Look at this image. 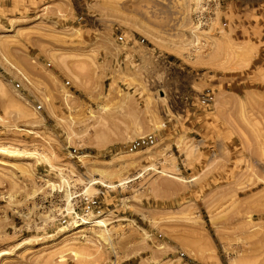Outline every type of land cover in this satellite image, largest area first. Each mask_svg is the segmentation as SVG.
Wrapping results in <instances>:
<instances>
[{
    "label": "rangeland",
    "instance_id": "374dc122",
    "mask_svg": "<svg viewBox=\"0 0 264 264\" xmlns=\"http://www.w3.org/2000/svg\"><path fill=\"white\" fill-rule=\"evenodd\" d=\"M0 150V264H264V0H0Z\"/></svg>",
    "mask_w": 264,
    "mask_h": 264
},
{
    "label": "bare ground",
    "instance_id": "6f19581e",
    "mask_svg": "<svg viewBox=\"0 0 264 264\" xmlns=\"http://www.w3.org/2000/svg\"><path fill=\"white\" fill-rule=\"evenodd\" d=\"M2 151H5L4 149H1ZM0 150V151H1ZM87 189V188H86ZM90 189V188H89ZM89 189H87L86 191L88 192L89 191ZM85 191V192H86ZM65 197H66V200H67V203H68V205H67V207L70 205V200H71V197H72V194L70 193V192H68V191H66V194H65ZM70 207V206H69ZM92 218L88 221V220H85V219H83V222H84V224H90V223H92ZM98 225L100 226H105V222L104 221H98ZM79 227V226H78Z\"/></svg>",
    "mask_w": 264,
    "mask_h": 264
}]
</instances>
